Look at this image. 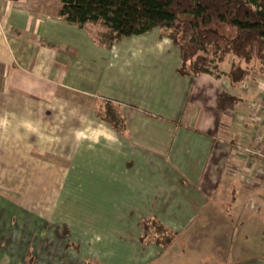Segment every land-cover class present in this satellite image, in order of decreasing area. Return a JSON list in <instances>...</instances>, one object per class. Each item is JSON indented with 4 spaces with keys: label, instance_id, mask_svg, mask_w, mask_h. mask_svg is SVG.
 I'll return each instance as SVG.
<instances>
[{
    "label": "crops",
    "instance_id": "obj_1",
    "mask_svg": "<svg viewBox=\"0 0 264 264\" xmlns=\"http://www.w3.org/2000/svg\"><path fill=\"white\" fill-rule=\"evenodd\" d=\"M234 63L182 77L158 29L105 49L59 0H0V264H264V162L239 153L264 66L232 87Z\"/></svg>",
    "mask_w": 264,
    "mask_h": 264
},
{
    "label": "trees",
    "instance_id": "obj_2",
    "mask_svg": "<svg viewBox=\"0 0 264 264\" xmlns=\"http://www.w3.org/2000/svg\"><path fill=\"white\" fill-rule=\"evenodd\" d=\"M59 17L105 49L158 29L180 49L182 77H220L231 57L225 76L238 87L249 75L242 64L264 66V0H59ZM143 234L161 246L175 237L156 222H145Z\"/></svg>",
    "mask_w": 264,
    "mask_h": 264
},
{
    "label": "built area",
    "instance_id": "obj_3",
    "mask_svg": "<svg viewBox=\"0 0 264 264\" xmlns=\"http://www.w3.org/2000/svg\"><path fill=\"white\" fill-rule=\"evenodd\" d=\"M260 111L264 116V106L255 105L252 106V112ZM247 116H244V119H247ZM241 156H245L250 160L264 162V117L260 123V129L255 133L252 138V142L247 144L239 149Z\"/></svg>",
    "mask_w": 264,
    "mask_h": 264
},
{
    "label": "rangeland",
    "instance_id": "obj_4",
    "mask_svg": "<svg viewBox=\"0 0 264 264\" xmlns=\"http://www.w3.org/2000/svg\"><path fill=\"white\" fill-rule=\"evenodd\" d=\"M223 31V30H222ZM227 32V31H226ZM223 33H225L223 31ZM227 34L230 36H232V33L230 31L227 32ZM226 209V208H225ZM258 231V227L255 226L254 228L251 229V235H249V237L246 240V244L244 245V247L246 248V252L250 255H257V254H264V241H258V243H255V238L253 237V234L257 233ZM233 247H236L235 244Z\"/></svg>",
    "mask_w": 264,
    "mask_h": 264
}]
</instances>
